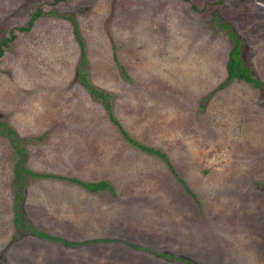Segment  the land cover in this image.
Masks as SVG:
<instances>
[{
	"label": "rangeland",
	"instance_id": "obj_1",
	"mask_svg": "<svg viewBox=\"0 0 264 264\" xmlns=\"http://www.w3.org/2000/svg\"><path fill=\"white\" fill-rule=\"evenodd\" d=\"M216 19L240 38L257 87L218 89L231 41ZM72 21L88 83L126 135L170 165L140 156L144 188L123 202L85 204L67 180L93 178L94 142L125 143L78 80ZM1 40L0 121L25 168L62 178L24 176V221L80 244L15 229V162L0 134V264H188L159 256L174 250L190 264H264V0H0Z\"/></svg>",
	"mask_w": 264,
	"mask_h": 264
},
{
	"label": "trees",
	"instance_id": "obj_2",
	"mask_svg": "<svg viewBox=\"0 0 264 264\" xmlns=\"http://www.w3.org/2000/svg\"><path fill=\"white\" fill-rule=\"evenodd\" d=\"M40 11L37 9L31 16L30 20L28 22V25L32 23V20H34L38 15ZM213 18H216V14L214 12ZM217 25L220 26L225 34L228 36V38L231 41V47L229 48L226 59L224 62V71H225V80L222 82L219 86L218 89L223 88L228 82L231 80H236V81H242L245 82L249 85H252L254 87H257L259 85V81L257 78L252 74L251 68L249 65H247L244 60L241 57V40L240 38L236 35V33L232 30V28L228 25V23L216 19ZM73 25V34L74 37L78 43V46L80 48V55H79V63L77 67V72H78V80L84 88H86L89 93L92 95L93 98L101 99L102 100V106L104 107L107 116L109 120L117 126L120 134L123 136V138L128 141L130 144L136 146L139 148L141 151H144L146 153L152 154L157 156L159 159H161L163 162H165L168 166L169 163H167V159L165 155L160 152L157 149H153L151 147H146L143 145H140L133 141L131 138H129L126 133L122 130V128L117 124V122L113 119L111 113H110V108L109 105L106 101V95H103L100 91L94 89L87 81L86 75L83 71V67L85 65V58L83 54V49H82V42L81 39L78 36V30L75 26V23L72 21ZM26 28V27H25ZM6 41L7 40H1L0 41V54H1V47L6 46ZM0 134L4 135L8 138V141L10 142V146L12 149V157H14V166H13V184L15 185L16 191H15V196H14V203L12 206L13 209V218H12V223L13 226L17 231H28L31 234L42 238V239H47L50 241L58 242L61 245L65 247H74L76 245H79L80 243L77 242H72V241H67L63 238H59L56 236H51L48 235L42 231H38L34 229L33 227L29 226L28 224L25 223L23 214L20 208V198L22 196V190H23V181H24V176H30V177H44V178H58L62 179L60 176L57 175H52V174H42V173H33L29 169L25 168L23 166V161L25 157V150L22 146H20L19 141L17 137L15 136L14 132L12 129H10L8 126H6L5 123L0 121ZM68 181L72 183H76L81 185L83 188L90 192H96V191H101L104 189H110V186L105 183V182H92V183H86V182H81L77 179L74 178H68ZM133 248H137L136 246H132ZM161 257L164 258H170V259H176L180 261H185L188 264H190L189 261L181 258V257H173L169 256L167 254H160Z\"/></svg>",
	"mask_w": 264,
	"mask_h": 264
},
{
	"label": "crops",
	"instance_id": "obj_3",
	"mask_svg": "<svg viewBox=\"0 0 264 264\" xmlns=\"http://www.w3.org/2000/svg\"><path fill=\"white\" fill-rule=\"evenodd\" d=\"M97 141H99V140H97ZM117 141H118L119 145H117V143L115 142L113 144H110L109 148H107V149L101 148V146L103 145L102 142H104L103 139L97 143L94 142V145L96 144L95 145L96 150L93 154H91V160H90L91 168L89 167L90 170H89V173L87 174L88 177H93V178H85L82 176V174H78L79 175L78 178H80V179L77 178V180H79L81 182H86V183L101 182L102 181V182L107 183L110 186V189L109 190L104 189L101 191L90 192V191L86 190L85 188H83L81 185L74 183V184H76L75 190H77L78 193H80V192L82 193L83 190L86 191L88 198L86 199V202L84 201L85 204L87 203V200L89 201L91 199H94L95 196H101L102 194H107L110 198L116 199L117 202L118 201L123 202V201H126L125 194H134L140 188L141 189L144 188V186H142L143 184H140L139 181L142 180V178L140 177V175L143 172L141 170V168L144 169L145 167L140 166L139 162L144 161L143 163H145L146 158L142 157L143 158L142 159V158H140V156H142V155H149L150 156V154L146 153L144 151H141L139 148L130 144L126 140H125L124 144L120 143L121 140H117ZM133 141H135L136 143H138L140 145H143L136 140H133ZM90 145L92 146V143H90ZM117 146H119L120 149H116ZM117 155L119 157H117ZM151 156H155V155L151 154ZM133 157L135 158V161L131 160V159H133ZM136 159H137V162H136ZM109 160L111 162H113L114 166L110 167ZM96 165L100 168L98 171H94L96 168ZM46 179H50V178H46ZM52 179L53 180L55 179V182L58 180V178H52ZM84 180H86V181H84ZM155 180L158 181V179H155ZM154 182L155 181L152 180L151 183L153 184ZM70 183H72V182H70ZM67 185H68V188H71V186L69 184H67ZM78 186L82 187V189L78 188ZM171 196H175V198H176L177 195H171ZM179 200H181L183 202L185 201V199L183 200L180 196H179ZM113 237L125 238L121 235L117 236L116 234ZM137 244L139 246H144V243H137ZM132 246H136V245H132ZM159 248H163V247H159ZM174 252H176V253L171 254V251H168V253H165V252H163V253L168 254L169 256L182 257V258H187L188 256H191V253H188V252L182 253L179 250H174Z\"/></svg>",
	"mask_w": 264,
	"mask_h": 264
}]
</instances>
